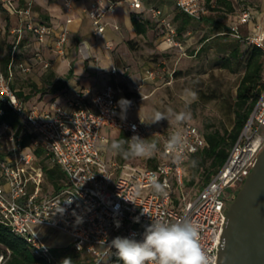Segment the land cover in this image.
Wrapping results in <instances>:
<instances>
[{
    "label": "built area",
    "instance_id": "1",
    "mask_svg": "<svg viewBox=\"0 0 264 264\" xmlns=\"http://www.w3.org/2000/svg\"><path fill=\"white\" fill-rule=\"evenodd\" d=\"M76 1L63 0L66 23L73 20ZM126 1L136 9L143 7L142 0ZM21 2L5 0L7 9L17 14L18 24L11 29L14 40L7 72L0 73V115L11 108L23 132L32 139L28 146H23L9 124L4 122L0 128V220L31 243L36 252L50 258L52 247L32 233L30 227L41 225L63 232L70 237L75 251H86L97 257L95 264L101 262L114 238L134 236L142 239L152 219L190 220L199 228L200 243L211 264H218L229 205L264 148V88L223 165L198 193L189 196L183 190L185 164L206 144L200 128L194 123H185L169 137L155 129L153 136L161 139L158 145L147 140L143 118L132 116L141 98L119 99L116 93L122 89L112 84L93 93L90 105L73 99L66 105L54 101L47 107H40L17 95V89L12 87L17 72L32 70V64L18 56L22 48L31 46L25 39L26 32L32 33L39 43L32 48L33 56L48 68L50 63L43 55L41 44L52 31L49 25L38 21L32 1ZM119 3L120 0H93L82 7L96 36L104 35L103 17L115 11ZM176 5L197 19L207 12L205 0H176ZM148 10L167 28V41L173 43L177 30L171 19L158 7ZM240 25L248 28L247 34L241 33ZM231 27L236 37L260 47L264 54V24L255 13L244 9L239 21ZM68 33V28L62 27L53 45L62 57L66 54ZM78 46L84 57H90L85 41ZM146 74L154 77L149 69ZM139 88L137 86L136 90ZM105 126L125 132L128 149L132 151V145L140 142L136 137L140 138L147 149L142 158L156 157V164L142 166L105 157L107 138L102 134ZM38 148L43 150V157L50 164L58 165L65 174L59 191L44 190L45 170L35 154ZM157 183L162 191L155 189ZM228 189L230 197L224 194ZM100 246H104L103 252ZM110 254L117 256L115 249ZM4 259V254L0 253V264Z\"/></svg>",
    "mask_w": 264,
    "mask_h": 264
},
{
    "label": "rangeland",
    "instance_id": "2",
    "mask_svg": "<svg viewBox=\"0 0 264 264\" xmlns=\"http://www.w3.org/2000/svg\"><path fill=\"white\" fill-rule=\"evenodd\" d=\"M146 1L148 2V0ZM231 1L232 12L224 5L219 6V10L213 12L212 15L220 22L237 23L239 15L244 9L252 11L264 22V0ZM153 2L168 18H170V14L178 10L175 6L172 9L167 8L165 11V0H153ZM8 15L3 6V1H1L0 73L2 72L1 60L10 54L14 40V34L11 31L12 23L8 22ZM145 17L151 20L152 27L144 34L136 33L135 36H129L116 46L106 42L105 48L110 53L106 54L105 60L100 58L97 51L94 54L90 52V57H84L78 46L81 41L78 42L77 37L72 36L74 41L72 39L70 43L78 42L76 43L78 55L76 60L81 63L92 60L95 65V71L90 77V84L106 86L105 83H110L121 88L122 91L129 92L133 89L141 92V99L132 114L138 118H143V128L146 131L147 140L154 144L159 145L161 143V139L152 134L155 129L161 130L164 135L169 137L176 134L185 123H194L201 129H204L205 124L230 128L234 119L232 106L243 69L230 71L216 65L217 56L223 53L221 50L222 43L216 38L209 41L211 44L209 49L201 55L196 54L206 35L215 36L212 26H202L200 22L196 21L181 34L176 31L174 42L170 43L167 41L169 33L167 28L161 26L151 16L150 12L146 13ZM247 32L248 28L243 25L241 33L245 35ZM93 36L95 41H99L104 35L96 36L93 34ZM72 50L73 48L70 47V53H66L63 57L68 58ZM30 54H33L30 46H25L20 52V56L23 58H27ZM147 69L154 72V77L147 76ZM16 75L18 76L19 73ZM16 86L20 87V83H17ZM137 86L140 87L139 90H136ZM24 91L28 94L30 88L25 87ZM122 91L117 90V97L126 100ZM58 96V94L38 93L29 100L32 105L47 107ZM127 143L125 138H118L114 132L109 142L110 151H106L105 157L110 158L112 156L118 162L128 161L133 164L150 166L141 155H136L128 149ZM114 144H118L120 147L114 148ZM188 175L192 178L191 173ZM201 183V176L195 175L194 183L184 187L183 190L189 196H194ZM3 186L7 188L6 185L3 184ZM46 188L48 192H52L50 184H47ZM177 192L179 193L180 190ZM224 194L226 197H230L231 190H226ZM30 228L32 233L38 234L44 240H56L57 245L53 247L50 245L52 248L72 246L69 242L70 239L68 240L69 236L63 232H57L48 227L46 231H43L45 227L41 225H33ZM110 237L113 235L111 234ZM99 248L102 252L105 249L104 246ZM80 257L86 259L90 264H95L98 259L95 256H90L86 251L82 252ZM53 258L56 259L54 256ZM113 258L112 254H108L102 258L99 264H109Z\"/></svg>",
    "mask_w": 264,
    "mask_h": 264
},
{
    "label": "trees",
    "instance_id": "3",
    "mask_svg": "<svg viewBox=\"0 0 264 264\" xmlns=\"http://www.w3.org/2000/svg\"><path fill=\"white\" fill-rule=\"evenodd\" d=\"M215 2V5L213 3ZM25 0H22V4ZM207 12L202 14L200 18H195L188 13L180 10L178 7L176 13L171 18L173 25L179 34L185 31L194 22L198 21L202 26L211 25L215 36L206 35L197 49L196 54L201 55L204 51L211 47L209 41L216 38L222 43V55H218L216 65L226 68L230 71L243 69V74L237 85L236 97L232 106L234 114L233 123L230 128L227 126H215L205 124L201 132L206 140L204 147L193 153L185 164L184 187L193 184L195 175H200L202 183L196 193L212 178V176L220 169L233 144L243 131L250 114L258 101L262 89L264 88V54L263 50L256 46L241 41L233 34L231 25L222 23L214 17L213 12L219 10V6H227L230 12L233 11L231 0H205ZM132 23L138 34H144L152 27L151 20L142 13H132ZM260 19V17H258ZM261 20V19H260ZM264 24V22H263ZM243 25H240L242 31ZM244 47H243V46ZM20 57V55H18ZM10 60V54L3 57L1 62V71L7 72V65ZM73 75V71L65 76H58L54 71L49 70L43 76V83L39 86L31 78L17 76L14 79L13 88L17 89V95L25 100H29L33 95L41 93H55L67 87V81ZM20 83V87L16 86ZM25 87L30 88V93L26 94ZM128 99L141 98L142 93L133 89L131 91H122ZM7 123L12 128L16 138H20L23 146H28L32 136L25 134L19 123L16 114L11 108H6L3 115H0V128L3 123ZM35 154L40 159L38 162L42 164L45 170L44 190L47 191V184H50L52 191H59L64 182L65 174L58 165H52L48 159L43 157V150L36 149ZM157 158H149L147 162L150 166L156 164ZM192 174V178L188 174ZM47 183V184H46ZM0 253L4 254L3 264H63L65 259H70L71 264H90L86 259L81 258V252L74 250L72 246L65 248H52L51 257L36 252L35 248L24 237L15 234L12 229L0 220ZM56 257V259L53 258ZM109 264H122L118 257H114Z\"/></svg>",
    "mask_w": 264,
    "mask_h": 264
},
{
    "label": "crops",
    "instance_id": "4",
    "mask_svg": "<svg viewBox=\"0 0 264 264\" xmlns=\"http://www.w3.org/2000/svg\"><path fill=\"white\" fill-rule=\"evenodd\" d=\"M1 1H3V6L9 14L7 16L8 22L12 23V28L17 26V14L11 13L7 9V7L5 6V0H0V2ZM25 1H32L33 11L38 21L44 22L51 27V33L47 35L45 43L41 44L43 55L50 64L48 68H44L42 66V63H40L33 56V54L28 55L27 58L21 57L32 64V70L29 73H23L19 71L17 72L19 73L18 76L31 78L39 86H41L43 83V76L49 70L54 71L58 76L62 77H65L70 72V70L73 71L72 77L67 81V87L53 93L58 94L59 96L55 98V100L50 102L51 104L52 102L56 101L64 105H66L70 100L73 99H81L86 105H90L92 94L105 87L104 85L98 84L97 86H95L90 84V77H92L91 74L95 71V65L92 60L86 63H81L80 61L76 60V58L78 57L76 43H78L79 41H85L91 53L94 54L95 51H97L100 55V58L102 60H105L106 54L110 53V51L105 48L106 42H110L113 44V46H116V44L121 43L122 40L128 38L129 36L136 35L137 32L135 31L132 23V13H142L145 16L146 13H149L148 9L150 7H158L156 4H154L155 2H153V0H148V2L146 0H142L143 7L140 9H136L130 6V4L126 0H120L121 3L116 5L115 11L107 12L104 15L103 21L106 25L104 36L99 41H95L93 36L94 33L92 22L90 18L82 11V7L84 5H88L93 0H77L75 3V9L72 12L73 20L70 23H66L67 15L64 9L63 0ZM165 2V11L167 10V8L172 9L175 6L177 7L176 0H173L172 2L170 0H165ZM16 3L17 2L15 1V4ZM175 13L176 11L170 14V18H172ZM64 26H66L69 30L67 40L68 42L66 43V53H70V47L73 48L68 58L59 56L53 49L55 37ZM72 36L77 37L78 42L73 44L70 43L72 42V39L74 41V38ZM25 39L31 43V49L39 44L34 35H32V33L30 32H26ZM107 84L110 83H105V85ZM28 102L30 103V100H28ZM132 116L134 118H138L134 114H132ZM114 132H116L118 138H125L127 140V135L125 132L111 129L107 126L103 127L102 134L107 138L108 152L110 151V138ZM108 159L115 160V158L112 156H110V158ZM46 229L47 227H45L43 231H46ZM50 229L60 232L53 228ZM69 239L70 237H68V240ZM45 241L52 247L57 245L56 240L50 241L48 239H45ZM69 242H71V239Z\"/></svg>",
    "mask_w": 264,
    "mask_h": 264
},
{
    "label": "clouds",
    "instance_id": "5",
    "mask_svg": "<svg viewBox=\"0 0 264 264\" xmlns=\"http://www.w3.org/2000/svg\"><path fill=\"white\" fill-rule=\"evenodd\" d=\"M136 138L140 142L132 145L133 152L142 155L146 146ZM113 147L119 148L120 145L114 144ZM154 187L162 191L160 184H154ZM112 249L116 250L122 264H211L200 243L199 228L190 220L167 222L152 219V223L145 227L142 239L118 236L105 249L104 256ZM63 264H71L70 259H65Z\"/></svg>",
    "mask_w": 264,
    "mask_h": 264
},
{
    "label": "water",
    "instance_id": "6",
    "mask_svg": "<svg viewBox=\"0 0 264 264\" xmlns=\"http://www.w3.org/2000/svg\"><path fill=\"white\" fill-rule=\"evenodd\" d=\"M218 264H264V148L231 201Z\"/></svg>",
    "mask_w": 264,
    "mask_h": 264
}]
</instances>
